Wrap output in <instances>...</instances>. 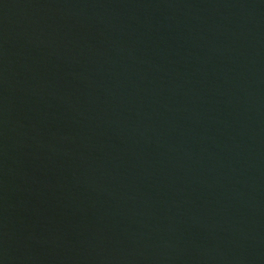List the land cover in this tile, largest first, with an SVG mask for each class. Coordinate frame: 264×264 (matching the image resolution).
Returning <instances> with one entry per match:
<instances>
[{
    "label": "water",
    "instance_id": "water-1",
    "mask_svg": "<svg viewBox=\"0 0 264 264\" xmlns=\"http://www.w3.org/2000/svg\"><path fill=\"white\" fill-rule=\"evenodd\" d=\"M0 264H264V0H0Z\"/></svg>",
    "mask_w": 264,
    "mask_h": 264
}]
</instances>
